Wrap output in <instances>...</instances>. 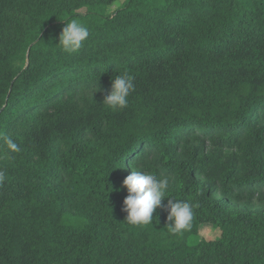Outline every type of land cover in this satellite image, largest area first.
I'll list each match as a JSON object with an SVG mask.
<instances>
[{"label": "trees", "instance_id": "1", "mask_svg": "<svg viewBox=\"0 0 264 264\" xmlns=\"http://www.w3.org/2000/svg\"><path fill=\"white\" fill-rule=\"evenodd\" d=\"M130 166L170 178L152 225L124 221ZM0 171V264H264V0H0Z\"/></svg>", "mask_w": 264, "mask_h": 264}, {"label": "clouds", "instance_id": "2", "mask_svg": "<svg viewBox=\"0 0 264 264\" xmlns=\"http://www.w3.org/2000/svg\"><path fill=\"white\" fill-rule=\"evenodd\" d=\"M88 37L89 30L82 22L69 19L67 22L64 21L57 44L66 53H76ZM133 79L134 77L127 72L115 76L102 104L113 111L126 108L129 104L128 98L135 90ZM97 90L96 88L90 93L91 99L93 92ZM5 144L10 153L20 151L18 144L12 139H6ZM131 168V173L126 176L121 185L127 191L122 206V211L126 213L124 221L132 226L152 225L155 218L154 211L162 205L163 199L168 195L170 178L168 176L161 178L152 172ZM4 181L5 173L0 171V184ZM165 207L167 209L166 221L170 222L167 227L173 235L183 234L191 229L194 217V208L191 203L167 198Z\"/></svg>", "mask_w": 264, "mask_h": 264}, {"label": "rangeland", "instance_id": "3", "mask_svg": "<svg viewBox=\"0 0 264 264\" xmlns=\"http://www.w3.org/2000/svg\"><path fill=\"white\" fill-rule=\"evenodd\" d=\"M121 2L113 3L112 6L109 8L108 12H114L118 9ZM220 232L219 230L213 229L209 224H202L199 227V232L195 237H192L189 240V243L195 244L201 239L205 240H215L219 236Z\"/></svg>", "mask_w": 264, "mask_h": 264}]
</instances>
